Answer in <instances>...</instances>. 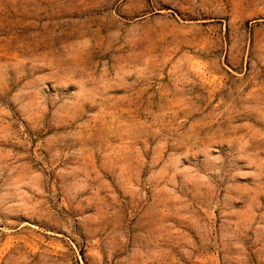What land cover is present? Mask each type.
Here are the masks:
<instances>
[{
    "label": "rangeland",
    "instance_id": "1",
    "mask_svg": "<svg viewBox=\"0 0 264 264\" xmlns=\"http://www.w3.org/2000/svg\"><path fill=\"white\" fill-rule=\"evenodd\" d=\"M0 264H264V0H0Z\"/></svg>",
    "mask_w": 264,
    "mask_h": 264
}]
</instances>
